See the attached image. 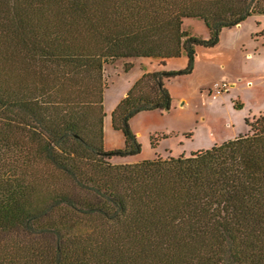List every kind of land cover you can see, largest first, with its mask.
I'll return each mask as SVG.
<instances>
[{
    "label": "trees",
    "instance_id": "obj_1",
    "mask_svg": "<svg viewBox=\"0 0 264 264\" xmlns=\"http://www.w3.org/2000/svg\"><path fill=\"white\" fill-rule=\"evenodd\" d=\"M253 16L264 0H0V264H264V114L189 156L111 162L140 152L129 119L170 109L196 47ZM181 54L133 82L106 150L104 66Z\"/></svg>",
    "mask_w": 264,
    "mask_h": 264
},
{
    "label": "rangeland",
    "instance_id": "obj_2",
    "mask_svg": "<svg viewBox=\"0 0 264 264\" xmlns=\"http://www.w3.org/2000/svg\"><path fill=\"white\" fill-rule=\"evenodd\" d=\"M248 18L232 28H223L214 47H196L191 73L166 82L171 96L168 111H140L128 121L136 135L140 152L112 163L137 162L155 157L189 156L215 144L248 132L245 119L264 114V49L260 30ZM255 21V22H254ZM263 21V20H262ZM183 28L202 38L207 29L199 19H186ZM120 59L104 66L103 145L106 150L123 146V134L111 125V112L140 77L151 59ZM139 59V58H138ZM185 54L166 61V71L183 69ZM130 63L128 71L123 65ZM161 68V69H162ZM249 81V82H248ZM225 82L227 91H217L215 83ZM235 104H239L235 106ZM154 136V139L151 137ZM125 161V162H124Z\"/></svg>",
    "mask_w": 264,
    "mask_h": 264
},
{
    "label": "crops",
    "instance_id": "obj_3",
    "mask_svg": "<svg viewBox=\"0 0 264 264\" xmlns=\"http://www.w3.org/2000/svg\"><path fill=\"white\" fill-rule=\"evenodd\" d=\"M252 18H258L259 19V21H260V24H259V26H257L256 25V23H255V25H256V27L258 28L259 27V29L260 28H262V27H264V16H253ZM263 20V21H262ZM255 22V21H254ZM207 36H208V32H207ZM206 36V37H207ZM260 39H261V43L263 42V40H262V38L260 37ZM135 59V58H134ZM140 59H142V57H139V59L137 58L136 60H134V61H137V60H140ZM148 59V58H147ZM130 60H133V59H130ZM150 60V59H149ZM152 62H150L149 63V65L148 66H146L145 67V71H152V70H164L162 67H159L153 60H151ZM162 68V69H161ZM249 82V81H248ZM105 92V91H104ZM105 117V116H104ZM103 123H104V119H103ZM245 134V133H244ZM232 138H235V137H232ZM232 138H230V139H232ZM107 149V148H106ZM125 162V161H124Z\"/></svg>",
    "mask_w": 264,
    "mask_h": 264
},
{
    "label": "built area",
    "instance_id": "obj_4",
    "mask_svg": "<svg viewBox=\"0 0 264 264\" xmlns=\"http://www.w3.org/2000/svg\"><path fill=\"white\" fill-rule=\"evenodd\" d=\"M213 88L216 89L217 91H227L228 90L227 85H226L225 82L215 83L213 85Z\"/></svg>",
    "mask_w": 264,
    "mask_h": 264
}]
</instances>
